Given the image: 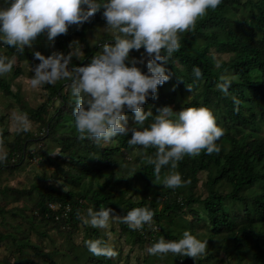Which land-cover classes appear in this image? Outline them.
Returning a JSON list of instances; mask_svg holds the SVG:
<instances>
[{
	"label": "trees",
	"instance_id": "trees-1",
	"mask_svg": "<svg viewBox=\"0 0 264 264\" xmlns=\"http://www.w3.org/2000/svg\"><path fill=\"white\" fill-rule=\"evenodd\" d=\"M0 4L3 5L4 0H0ZM103 11L101 8L90 21L81 25H70L66 34L55 38L53 50L48 47L46 33L39 35L33 43L36 48L34 50L45 56L53 51H61L66 55L71 50L69 45L78 41L76 46L81 47L83 57H73L70 67L90 63L91 58L102 50L103 43H114L108 33H104L93 46L88 43L87 30L94 22L104 18ZM42 43H45L44 48ZM180 43L179 51L165 64L172 74L169 81L158 86L156 96L147 99L143 110H151L154 117L158 114V109L164 106H171L174 111L179 112L189 106L203 105L213 111L218 126L224 130V135L216 142L221 148L218 154L208 155L206 151H202L196 157L186 155L179 162L177 171L182 180L191 181L185 184L186 194H181L178 188L170 189L153 183L154 166L146 164L137 153L146 151L148 155L154 156L156 149L145 150L129 146L127 141L131 137L130 131L128 136H117L106 146L94 144L88 139H78L72 116L76 104L70 96V89L66 87L69 81L46 84L49 92L47 100L37 107H30L18 92L12 90L11 84L0 76V91L13 97L21 113H26L30 121L44 127L39 137L30 131L15 134L13 139L8 140L10 133L2 127L3 116H0V134L8 153L6 162L0 163V172L20 169L25 162L27 147L32 143H39L36 154L42 162L53 168V176L62 181V186L49 184L42 187L33 184L28 189L0 187V193L5 198L7 194L12 195L14 202H18L24 195L31 196L36 192L34 208L26 219L32 229L35 230L34 222L39 221L52 224L54 228L67 229L71 233L81 229L85 234V241L107 239L110 235L108 230L101 231L85 225L80 219V215L86 216L89 207L97 210L104 204L119 216L126 215L127 211L135 207H149L154 212L155 225H158L162 217L189 215L191 226H204L207 237L202 240L221 239L225 242L226 253L235 249L239 263L244 260L245 250L253 240L258 252H252L251 258L257 264H264L260 230H257L264 223V0H222L217 9L207 10L197 20L194 31L182 34ZM0 47V55L10 58L15 55L17 62H26L30 66L40 62L34 58L32 49L26 48L23 54H19L3 43H0ZM141 49L144 50L143 47ZM135 51L131 50L130 54ZM213 54L227 56L222 59L220 68L216 67ZM130 61L131 59L126 61L129 66ZM137 67L147 72V68ZM193 67L201 69L203 78L195 83L193 92L189 93L186 86L195 80ZM224 73L230 75L233 81L228 94L216 88L220 75ZM20 74V66L14 65L11 77L16 78ZM180 95L185 96L182 104L176 102ZM53 98L58 102L56 106ZM234 98L239 100L238 105L234 104ZM126 115L130 129L140 127L135 123L133 112L126 110ZM153 117L148 118L145 126ZM47 141L56 143L62 154L50 155L45 148ZM117 152L122 153V161L115 157ZM129 161L134 166V171L125 165ZM103 171L108 173L100 182L98 178ZM115 172L119 178L113 179ZM167 172L168 167L162 168L161 177ZM202 172L206 173L204 196L195 192ZM93 177L97 181L93 182ZM122 181L124 189L117 193V185ZM134 184L137 185L133 189L137 198H127L126 193ZM225 185L227 189H221ZM157 200L162 203L160 208H157ZM50 203L60 206L54 210L50 208ZM66 206L69 209L64 214ZM7 213L4 206L0 208V222L5 220ZM118 225V234H129L133 237L131 243L140 247L148 248L160 237L177 240L176 236L161 229L159 225L157 230L148 224L141 230H133L122 222H118ZM35 232L42 237L46 236L43 231ZM0 242L16 247L18 262L23 248L28 246L50 264H57L51 259L52 253L39 251L37 246L28 242L26 235L17 237L13 230L0 229ZM75 250L77 252L74 259L80 263L82 258L81 264H122L115 259L93 256L85 243L82 246L75 244L73 251ZM172 255L177 264H214L216 260V255L211 251L196 260ZM143 262L147 264V257L143 258ZM0 264L9 262L4 260ZM123 264H128V261Z\"/></svg>",
	"mask_w": 264,
	"mask_h": 264
},
{
	"label": "clouds",
	"instance_id": "clouds-1",
	"mask_svg": "<svg viewBox=\"0 0 264 264\" xmlns=\"http://www.w3.org/2000/svg\"><path fill=\"white\" fill-rule=\"evenodd\" d=\"M222 0H4L0 5V43L23 54L25 49L34 51V58L40 62L32 67L33 76L29 83L33 89L46 84L55 85L58 81H69L70 96L75 101L73 123L80 140L88 139L94 144L106 146L117 136L131 137L129 146L142 149H156L154 156L147 152H138L145 163L154 166V184L176 189L191 181H183L177 171L179 162L187 155L196 157L202 151L211 155L219 153L216 143L224 130L218 126L216 117L207 106H189L179 112L171 106L158 109L153 117L151 110L144 111L143 105L149 97H155L158 86L169 81L171 72L165 64L181 47V36L194 31L196 22L207 10H215ZM103 8L106 25L114 43L105 42L102 50L95 54L90 63L83 66H71L73 57H83L78 41L69 45L66 55L53 51L45 56L33 49V43L39 35H47L50 44L61 34H66L70 25H81L90 21ZM144 48L147 54V72H143L137 63H145L132 58L131 50ZM217 68L222 59L213 54ZM16 62L0 55V76L10 73ZM195 80L187 84V91L193 92L197 81L202 80V71L193 67ZM232 77L221 74L216 88L225 94L232 84ZM234 104L239 100L234 98ZM126 110L134 113L135 123L140 127H128ZM149 117L152 121L145 126ZM10 131L16 134L31 131V122L26 113L11 114ZM4 140L0 134V163L7 160ZM50 155L62 154L53 151ZM168 167L166 175L161 177L162 168ZM136 172V171H135ZM134 172V173H135ZM119 178V176H117ZM59 184L58 182H56ZM67 192V189H63ZM78 215H80L78 213ZM154 212L149 207H135L119 216L104 204L99 209L89 207L86 216L80 215L85 225L107 230L109 221L122 222L133 230H141L151 225ZM88 251L96 257L115 259L118 255L114 245L104 238L85 241ZM208 240H200L191 231L185 230L177 240L160 237L147 248L150 255L190 257L194 260L206 254Z\"/></svg>",
	"mask_w": 264,
	"mask_h": 264
},
{
	"label": "rangeland",
	"instance_id": "rangeland-1",
	"mask_svg": "<svg viewBox=\"0 0 264 264\" xmlns=\"http://www.w3.org/2000/svg\"><path fill=\"white\" fill-rule=\"evenodd\" d=\"M106 23L107 22L105 18H103L102 20L94 22L92 24V27L87 30V39L89 45L93 46L104 33H108L111 35L110 32H106L103 28ZM41 46L42 48H44L43 46H45V43H42ZM48 47L53 50L52 44H50L49 41ZM33 49H36L34 45ZM1 50L2 48L0 47V52ZM216 56L221 59L227 58L226 55L216 54ZM142 57L145 59V63H137V65L141 68H147V54L145 50H136L135 53L129 55V59L136 58L137 61H139ZM14 65L20 66L21 68V74L18 77L12 78L11 72L2 76L11 84L12 90L14 92H18L22 100L30 107H37L43 101L47 100V98L49 97V92L45 85L36 89H33L30 86L29 81L33 76V72L31 71V69L34 66H30L26 62L17 61ZM184 95H180V97L176 99V102L182 104L185 99ZM52 101L54 103V106L58 104V102L54 100V98L52 99ZM14 111L17 113H21L15 99L11 96L4 95L0 91V116H3L2 127L10 133V135L8 136V140L13 139L14 135L16 134L15 132L10 131L13 123L11 120V114ZM30 122L31 133H33V135L37 137L41 136L44 127L39 123L33 121ZM38 146L39 143H32L27 147L25 162L20 169L11 172L2 170L0 172L1 188L4 186H10L13 188L28 189L33 184H38L42 187H46L49 184L62 186V181L53 176V168L47 163L42 162L41 158L36 154ZM3 147L6 151L7 147L4 145ZM45 148L49 152L59 151L58 145L52 141H47V143H45ZM115 157L117 158V160L122 161L121 159L123 158V155L121 152H117L115 154ZM125 165H127L131 171H134L135 168L134 166H131L132 163L130 161ZM107 173L108 171H103L100 175V178H98V181L102 182L105 177L104 175ZM114 174L115 175L113 176V179L117 177L116 172ZM93 178H95L92 180L93 182L97 181L96 177ZM205 179L206 173H200L199 181L195 189V192L197 194H201L203 196L206 194V189L203 185ZM56 182H58L59 184H57ZM136 186L137 185L134 184L131 190L126 193L127 198H137L136 191L133 190ZM62 189H64V187H62ZM121 189H124L123 181L119 183V185H117L116 192L118 193ZM178 189L181 194L187 193L186 185L183 187H179ZM221 189L226 190L227 186L225 185ZM35 200L36 192L32 193L31 196H22L18 202L13 201L12 195L7 194L5 198L0 193V208L4 206L8 211V213L4 216L5 220H2L0 222V229L7 231L13 230L17 234V237L26 235L28 242H30L32 245L37 246L39 251L52 253L53 255L51 259L57 264H81L83 262V259L81 258L80 263L77 262L74 259L75 252H77V250H73L75 244H77V246H82V244L85 243V234L82 233L81 229L76 233H71L67 229L62 230L54 228L52 224H44L40 223L39 221H35V230L43 231L46 233V236H40L35 232L34 229L30 227L28 221L26 220L28 219L29 213L31 212L32 208H34ZM86 203H88V201H86ZM156 205L157 208H160L162 206L161 201L157 200ZM190 218L191 217L189 215H172L170 217H162L158 225L161 229L170 231L174 236H176L177 239L182 237V234L185 230L191 231V233L193 235H196L200 240H202L203 238L205 239L207 235L204 233V226H191L189 223ZM151 225H153L154 229L156 230L159 228L158 225H155L154 221H152ZM111 228H113V231H111ZM118 229V222L110 219L109 228L107 229L110 232V235L107 236V239H105L109 240L110 243L114 245V248L118 253L117 257L115 258L117 262L123 264L128 261V264H145V262H143V258L147 257V264H177L171 253H168L166 255H150L147 252V248L132 244L131 241L133 237L129 234L119 235ZM100 230L102 231L104 229ZM257 230H260V246L264 253V223L259 225L257 227ZM206 251L207 254L208 251H211L216 255L214 264H257L251 258L252 252H258V248H256V246L254 245L253 240L251 241L250 246L246 248L244 256L245 258L240 263L236 259L235 249H232L229 253H226L225 242H222V240L219 238H211L208 241ZM17 256L18 252L16 247L12 245L8 246V243L6 242H0V262L6 260L7 262H9V264H50L47 259L41 257L37 252H35L28 246L23 248L19 262L16 260Z\"/></svg>",
	"mask_w": 264,
	"mask_h": 264
},
{
	"label": "built area",
	"instance_id": "built-area-1",
	"mask_svg": "<svg viewBox=\"0 0 264 264\" xmlns=\"http://www.w3.org/2000/svg\"><path fill=\"white\" fill-rule=\"evenodd\" d=\"M49 206H50L51 209H54V210H55V209H57L60 205H59V204H55V203H50ZM68 209H69L68 206H66V207L64 208V210H63V213L66 214V213L68 212Z\"/></svg>",
	"mask_w": 264,
	"mask_h": 264
}]
</instances>
